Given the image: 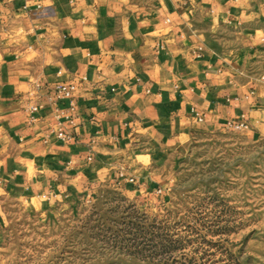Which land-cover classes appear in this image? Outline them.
<instances>
[{
    "label": "crops",
    "instance_id": "0c3cea01",
    "mask_svg": "<svg viewBox=\"0 0 264 264\" xmlns=\"http://www.w3.org/2000/svg\"><path fill=\"white\" fill-rule=\"evenodd\" d=\"M241 120L264 137V0H0V242L7 203L158 194Z\"/></svg>",
    "mask_w": 264,
    "mask_h": 264
},
{
    "label": "rangeland",
    "instance_id": "374dc122",
    "mask_svg": "<svg viewBox=\"0 0 264 264\" xmlns=\"http://www.w3.org/2000/svg\"><path fill=\"white\" fill-rule=\"evenodd\" d=\"M158 194L116 186L55 213L9 202L0 264H264V137H195Z\"/></svg>",
    "mask_w": 264,
    "mask_h": 264
},
{
    "label": "built area",
    "instance_id": "2783aa9c",
    "mask_svg": "<svg viewBox=\"0 0 264 264\" xmlns=\"http://www.w3.org/2000/svg\"><path fill=\"white\" fill-rule=\"evenodd\" d=\"M55 93L58 100H69L71 103L73 101L74 95L76 93V88L74 85L59 84L55 87ZM35 111V108H32ZM249 126L246 120H241L238 122L231 121L227 124V129L233 132H243L248 130ZM61 137L63 134H59Z\"/></svg>",
    "mask_w": 264,
    "mask_h": 264
}]
</instances>
